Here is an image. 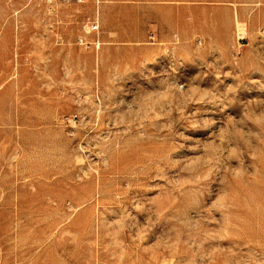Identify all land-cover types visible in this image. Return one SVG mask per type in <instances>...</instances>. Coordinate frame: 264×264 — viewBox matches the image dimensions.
<instances>
[{
    "label": "rangeland",
    "instance_id": "obj_1",
    "mask_svg": "<svg viewBox=\"0 0 264 264\" xmlns=\"http://www.w3.org/2000/svg\"><path fill=\"white\" fill-rule=\"evenodd\" d=\"M0 264H264V0H0Z\"/></svg>",
    "mask_w": 264,
    "mask_h": 264
},
{
    "label": "built area",
    "instance_id": "obj_2",
    "mask_svg": "<svg viewBox=\"0 0 264 264\" xmlns=\"http://www.w3.org/2000/svg\"><path fill=\"white\" fill-rule=\"evenodd\" d=\"M98 28V24L96 22H92L90 25V30H96Z\"/></svg>",
    "mask_w": 264,
    "mask_h": 264
}]
</instances>
